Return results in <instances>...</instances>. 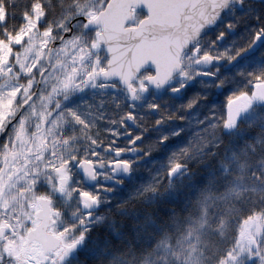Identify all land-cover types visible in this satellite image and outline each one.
Segmentation results:
<instances>
[{
	"label": "snow or ice",
	"instance_id": "1",
	"mask_svg": "<svg viewBox=\"0 0 264 264\" xmlns=\"http://www.w3.org/2000/svg\"><path fill=\"white\" fill-rule=\"evenodd\" d=\"M180 7H185L186 10L191 8V6L170 2V0H156L155 3L152 0H145L147 20L142 21V23L150 25V23L168 22L172 20L176 9ZM201 7L207 9L210 13V18L209 16L204 17L206 24L197 22L189 11L187 17L188 23L183 27V34L172 42L173 46L171 50L165 47L164 44H151L135 51L134 56L137 64H143L145 60L149 59L154 62L153 70L146 72L142 71V69L134 70L130 68L123 57V53L117 47L105 48V58L96 57L92 60L91 64L87 63L88 57L97 51L95 40H93L92 47L87 45L81 47L78 37L73 36L72 29L65 27L63 31L66 38H62V51L68 53V61L63 63L62 72L57 76V82L52 85L51 93L54 95L62 93L67 97L71 88L82 89L89 84L103 88L106 82H110L108 86L115 89L119 87V84L115 82V79L118 78L126 86L128 94L132 97H137L138 92L146 90L150 84L160 86L165 84L166 81L171 80L174 72L178 73L179 77L186 78L187 80H190L194 75L211 74L202 66L208 65L209 62H218L225 56V53L222 51H219V54H214L211 50L212 46L224 36V32L221 31L211 41L209 46L201 43L202 28L214 22L217 17V12L212 11V9L217 8L216 0H208ZM164 9L168 10L167 16L162 15ZM92 19H95L98 23L105 22L107 19L106 13H101L98 18L94 17ZM81 20L84 21L85 25L89 22L88 17L81 16ZM37 23H39L38 20ZM226 26L232 27L233 25L228 22ZM49 31V29H45V32ZM8 35L11 36L12 34L9 33ZM262 36H264V23L253 33V38H260ZM21 39L22 36L17 34L15 37L16 43L19 44ZM3 44L4 40L0 39V45ZM7 44L8 48L11 49L12 41L9 40ZM0 51H3V49L0 48ZM11 55L12 53L9 51L7 56H0V62L7 63ZM232 58V55L227 56L229 61ZM187 64L196 65L191 73H189L186 67ZM31 71V68L24 69V72L27 74H30ZM246 76L248 78L246 88L229 95L227 98L229 111L227 117L223 120L226 128L235 125L236 114L247 108L253 100L264 101V67L257 71L247 72ZM184 81V79H181L171 90L175 91L182 88ZM219 83L221 81L217 80V84ZM30 90V88L23 89L25 93ZM18 103L20 104V110L16 111L15 105ZM28 103L29 101H25L24 97L21 96V89L19 87L9 89L7 93H0V112L6 113V119L7 116H12V121L0 127V141H4L3 144H0V158H2V162L7 163V170L0 173V196H2L4 185L16 187L15 181L25 178L26 166L30 162L28 159L29 154L37 149L42 154L43 148L46 147L43 136L51 133L52 125L57 124V115L61 117V121L70 119L78 122L81 126H85V120L73 107H68L64 112H60L59 109L63 106L57 101V111L53 112L50 110L48 112V116L52 119V125H48V133L44 132L43 125L47 124V120L44 114L41 113V128L38 129L41 135L38 137V143L33 146L22 119L23 112L28 107ZM193 103H195V99H189L183 106L188 108ZM47 107L46 103L45 108ZM149 107L156 108L157 105L151 104ZM173 116H175V113H172L168 118ZM133 118V113L125 110L112 122L123 125L125 119ZM180 119H183V117H180ZM17 122L19 123V127L14 129L13 136L10 138L7 135L8 131ZM156 123H159V120ZM35 135L33 133V136ZM118 137L119 133L117 129L113 130V140L111 143L103 144V148L111 149L116 154L124 151L125 149L120 146L113 147L115 139ZM64 139L67 142L72 137H65ZM136 139V136H131L128 140V145H132ZM159 139L163 141L165 137L161 136ZM91 143L93 147L101 146L94 140ZM50 155H54V153H50ZM97 156V151L89 150V154L84 155H78V151H73L71 155H61L55 161L48 163L46 166L51 169L52 175L55 177L54 187L56 191L62 192L68 186L72 179V174L77 168H82L83 172L92 178L100 175L97 171V166L105 164V161L96 158ZM18 160H23L22 166L17 164ZM106 163L113 172L120 168L128 171L131 161L117 158L109 159ZM180 166L178 162L173 161L167 170L168 174L170 175ZM26 183L29 187H19L18 193L21 201L23 199L31 200L35 215H33V211H28L27 215L22 218L21 214L12 208L10 200L3 199L0 202V264H65V261L74 255L77 245L84 240L87 231L84 228V218L89 217L91 214L85 211L83 216L79 218L78 225L72 226L71 232L68 231L67 227H61L57 231L55 230L54 220L52 223L46 224L45 219L42 217L44 211L42 202L49 201L50 197L43 195L33 196L32 182L26 181ZM72 191L78 193L79 203L85 209L99 202L98 193L80 188L77 184H72ZM253 215H257V213L252 212L247 217H241L240 220L243 222L251 219ZM237 242L239 243L238 238ZM253 251L255 250L249 249L250 254ZM257 255L258 264H264V254L257 253ZM228 258L233 262L235 261L236 256L233 251H226L216 261V264H228Z\"/></svg>",
	"mask_w": 264,
	"mask_h": 264
},
{
	"label": "trees",
	"instance_id": "2",
	"mask_svg": "<svg viewBox=\"0 0 264 264\" xmlns=\"http://www.w3.org/2000/svg\"><path fill=\"white\" fill-rule=\"evenodd\" d=\"M108 1L0 0L4 13L0 39L16 36L37 5L43 16L38 29L52 27L55 42H59L66 38L65 27L71 28L73 35L83 31V8H102ZM258 17L261 25L264 4L253 18ZM263 64L264 52L259 54L257 66H250L257 71ZM242 136L249 137L252 144H244L233 166L219 154L200 156L192 151L186 158L190 166L187 178L169 181L160 169L162 176L153 171L133 179L100 208L102 219L86 228L80 250L65 264H179L184 260L180 250L185 246L181 245L195 234L202 264H216L226 251L236 248L243 222L259 220L264 226V125L252 134L245 130ZM252 212L257 215L241 222V217ZM260 237H252L255 248Z\"/></svg>",
	"mask_w": 264,
	"mask_h": 264
},
{
	"label": "flooded vegetation",
	"instance_id": "3",
	"mask_svg": "<svg viewBox=\"0 0 264 264\" xmlns=\"http://www.w3.org/2000/svg\"><path fill=\"white\" fill-rule=\"evenodd\" d=\"M237 2V5H232L224 11L216 25L201 37V43L209 46L221 31L224 32V36L211 50L214 54L222 51L225 56L218 62H209L208 65L202 66L211 74H198L187 80L176 73L164 87L149 86L146 90L138 92L134 99L118 81L115 82L119 87L115 89L108 86L110 82H106L103 88L96 86L91 90L87 87L85 101H82L83 98L75 100L68 92L65 102L63 100V109L73 107L85 120V126L80 125V130L73 131L74 121L64 120L67 127L64 132L66 135L63 133L64 138L72 137L74 142L69 143L76 144L72 145L71 149L78 151V155L89 154V150L97 151L96 158L105 161V164L97 166L100 175L95 177L93 187H82L98 193L99 202L95 204L94 210L85 209L79 203L81 214L85 211L91 214L86 219H91L102 202H111L114 195L121 193L140 175L153 171L154 174L161 175L159 171L161 169L168 177L167 170L173 161L186 168L175 180L187 178L186 172H189L190 166L186 158L191 157L192 151L200 156H205L207 152H210L212 157L219 154L224 161H231L233 166V160L244 150V144H252L249 137L245 139L242 135L245 130L251 134L258 132L260 126L264 125V105H258L257 100H253L247 108L236 114L233 127L226 128L223 124L229 111L228 96L246 88L248 83L246 73L256 69L250 65L257 66L259 54L264 52L263 42L253 54L236 61L256 39L253 38V33L260 26L259 17L257 19L253 17L257 16L261 4L253 0ZM130 12L132 22L130 21L128 27H134L139 22L147 20L146 12L143 10L131 9ZM228 22L233 26L227 27ZM96 33L98 37L99 31L96 30ZM228 55L233 57L230 61L227 59ZM261 66L264 67V64ZM186 67L191 73L196 65L187 64ZM146 71L152 70L150 68ZM181 79L185 80L183 87L171 90ZM217 80L221 83L217 84ZM189 99H195V103L185 108L183 105ZM151 104L157 107H149ZM125 110L131 111L134 118L125 119L123 125L113 123L112 121ZM172 113H175V116L168 118ZM157 120L159 123H156ZM116 129L119 137L115 139L113 147L120 146L125 149L119 154L103 148V144L111 143L113 130ZM131 136H136V140L139 141L133 146L128 145ZM161 136L165 137L163 141L159 139ZM93 140L101 146L93 147L91 143ZM134 151H140V155H128ZM181 155L185 159L182 160ZM117 158L131 161L127 183L123 178H113V171L107 166V160ZM104 181L112 183L104 184Z\"/></svg>",
	"mask_w": 264,
	"mask_h": 264
},
{
	"label": "rangeland",
	"instance_id": "4",
	"mask_svg": "<svg viewBox=\"0 0 264 264\" xmlns=\"http://www.w3.org/2000/svg\"><path fill=\"white\" fill-rule=\"evenodd\" d=\"M102 9L103 8L97 9L92 7V5L86 6L83 8L84 11L81 15L88 17L89 20H91L92 18L96 17L98 11ZM42 17L43 16L40 8L35 5L30 15L24 18V25L22 26L20 32H18V34L22 36L20 43H16V36H14L4 41L3 45H0V48L3 49V51H0V56H7L9 51L12 53L7 63L0 62V93H7L9 89L13 87H19L21 89V96H23L24 100L26 101L33 92L36 86L35 83L37 82V77L40 74L39 72L45 68L44 60L46 57V51L49 45L52 42H55V35L52 31V27L45 28L49 29V32L38 29L37 20L41 24ZM3 18L4 13H2V9L0 7V23L3 22ZM73 36L78 37L81 47L84 45L92 47L93 40H95L97 51H95L92 56L88 57L86 61L87 63L91 64L92 60L96 57L103 59L101 49H99L100 47L98 46L96 31L86 32L79 30V32ZM9 40L12 41L11 49L8 48L7 44ZM62 43L63 40L60 44L57 43L56 47L52 51L51 59L49 61L50 71L44 78L42 88L37 94L36 99L32 104H29V107L26 108L22 115L29 140L32 142L33 146L38 143V137L41 135V133L38 131V129L41 128V113L44 114L45 119L47 120V124L43 125L44 132L48 133V125H52V119L48 116V112L50 110L53 112L57 111V101H59L63 106V100L67 98L62 93L58 95L51 93L52 85L57 82V76H59L62 72L63 63L68 61V53L62 51ZM26 68L32 69L30 74L24 72V69ZM29 81H31V83H29ZM87 87H90L92 90V88L96 86L89 84L82 89L71 88L69 90L70 96H74L73 98H75V100L78 98L81 100L83 98L82 101H85V92H87ZM25 88H30L31 90L25 93L23 91ZM46 103L48 105L47 108H45ZM19 108L20 104L18 103L15 105L16 111H18ZM59 111L64 112L63 107L60 108ZM5 116V112H0V127H3L4 124L8 123L12 119V116H7V119ZM56 121L57 124L52 125L51 133L43 136L46 147L43 148L42 154L39 149L29 154L28 159L30 162L26 166L25 178L15 181L17 185L16 187L4 185L2 196H0V202H2L3 199L10 200L12 208H14L17 213L21 214L22 218L27 215L28 211H33V215H35L31 200L23 199L21 201L18 193L19 187L27 188L29 185L26 183V181H31L33 196H48L52 201V214L53 218L56 219L55 230L59 231L61 227H67L68 231L71 232L72 226L78 225L79 218L83 216L78 206V194L72 191V184H77L80 188H82V186L79 178L75 175L76 173L73 172L70 183L62 192H57L54 187L55 177L52 175L51 169H49L46 165L55 161L57 157L61 155H71V153L67 150V148L70 147L69 141L66 142L62 134L65 132V130H67L66 124H64L65 121H61V117L59 115L56 116ZM73 123V131H78L81 129L77 122L74 121ZM18 127L19 123L17 122L12 128H10L8 133L10 138L13 136L14 129ZM33 133L36 135L33 136ZM3 143L4 141H2L0 144ZM50 153H54V155H50ZM23 163V160L17 161L18 165L22 166ZM6 170L7 163L2 162V158H0V173ZM178 181L180 180L178 179ZM107 204L109 203L104 201L101 205L105 206ZM84 219V228H87L91 225H96V223L100 222L102 218L100 214H94L92 215L91 219H86V217ZM242 224L244 228H242L237 235L239 243L237 242L236 248L233 250V253L238 252L237 254H234L236 259L233 262L230 258H228V264H258L257 253L264 254V226L261 225L259 220L258 223L255 221H250L248 223L243 222ZM221 232L223 231L219 229L217 233L221 234ZM255 235L261 236V240H259L260 244H258V247L256 248L254 246L253 240H250V237L254 238ZM197 236L198 235L195 234L194 238L187 237L185 242L181 245L182 247L185 246L180 250L181 256L184 260L179 264H202L201 259L198 256L200 247L197 245ZM238 244L240 246L242 245L241 249H239L240 247ZM249 249H253L255 251L251 252L250 254Z\"/></svg>",
	"mask_w": 264,
	"mask_h": 264
},
{
	"label": "water",
	"instance_id": "5",
	"mask_svg": "<svg viewBox=\"0 0 264 264\" xmlns=\"http://www.w3.org/2000/svg\"><path fill=\"white\" fill-rule=\"evenodd\" d=\"M256 2H264V0H254ZM153 3L156 2V0H152ZM170 2L179 3L185 6H191L188 10H186L185 7H180L176 9L175 14L172 18V20L168 22H156V23H150V25L143 24L142 22L138 25V27L134 29H126V25L130 21V9L135 8L136 10H143L145 11V0H110L106 7H104V10L100 12L97 16V18L101 15V13H106V21L102 23H98L95 19L92 21H89L87 25L84 23V29L85 30H95L100 29L101 33L99 35V44L102 47L104 53L105 48H112L117 47L121 50L123 53L124 59L127 61L128 66L130 68H133L134 70H153L154 68V62L149 60H145L143 64H137L136 59L134 56V53L136 50L141 49L143 47H146L151 44H164L165 47H167L169 50H171V47L173 46L172 42L181 36L183 34V27L188 23L187 17L189 15V11L192 13L193 17L197 20V22L201 24H206V21L204 19L205 16H209L210 13L207 9L201 7L203 3H207L208 0H170ZM217 8L212 9V11L217 12V17L214 22H212L209 25H205L202 28L203 35L207 33L211 28H213L216 25V22H218L221 15L226 11L231 5H237V0H216ZM222 5V6H221ZM146 12V11H145ZM162 15L167 16L168 10L164 9L162 11ZM102 42V43H101ZM254 43L251 45V47L243 52V54L238 57L236 61L243 57H247L251 54H253L254 51H256L261 44L264 42V36L260 38H256ZM53 48H49L47 51V56L45 59L46 69L41 72L39 80L43 77L45 72L49 70L48 62L51 51ZM106 55V53H105ZM235 61V62H236ZM176 74V72L173 73V76ZM115 81H118L120 85L127 89L125 85H123L118 78L115 79ZM167 81L165 82V84ZM165 84L160 85V87H164ZM150 87H155V85H149ZM34 96H32L28 101H32ZM132 99L134 97L131 96ZM258 105H264V101H257ZM139 141L136 140L134 144H137ZM139 154L140 151H134L128 155L133 156ZM120 157V156H118ZM185 167L180 166L179 168L175 169L170 175L169 178L171 180H174L182 171H184ZM121 170V171H120ZM76 172L78 175H80L81 180L83 182V185L86 187H92L94 185L95 179L92 177L87 176L82 168H77ZM113 178H123L124 181L129 180V170L124 171L122 168L119 170L112 172ZM112 183V181H104V184ZM110 195V193H106ZM44 205V211L42 213V217L45 219L46 224L52 223L53 219L51 218V209H50V200L42 202ZM96 208V205L90 206L88 209L94 210ZM80 244L77 245L76 250H79Z\"/></svg>",
	"mask_w": 264,
	"mask_h": 264
}]
</instances>
